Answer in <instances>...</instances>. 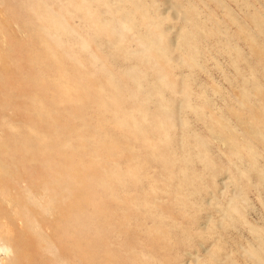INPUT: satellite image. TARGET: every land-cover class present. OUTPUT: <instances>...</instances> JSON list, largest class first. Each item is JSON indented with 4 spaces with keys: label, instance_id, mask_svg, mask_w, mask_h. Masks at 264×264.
I'll list each match as a JSON object with an SVG mask.
<instances>
[{
    "label": "rangeland",
    "instance_id": "obj_1",
    "mask_svg": "<svg viewBox=\"0 0 264 264\" xmlns=\"http://www.w3.org/2000/svg\"><path fill=\"white\" fill-rule=\"evenodd\" d=\"M0 248L264 264V0H0Z\"/></svg>",
    "mask_w": 264,
    "mask_h": 264
},
{
    "label": "bare ground",
    "instance_id": "obj_2",
    "mask_svg": "<svg viewBox=\"0 0 264 264\" xmlns=\"http://www.w3.org/2000/svg\"><path fill=\"white\" fill-rule=\"evenodd\" d=\"M2 247V246H1ZM4 249H5V251L8 249L7 247H3ZM0 250H2V248H0ZM5 251H4V253H5ZM9 251V250H8Z\"/></svg>",
    "mask_w": 264,
    "mask_h": 264
}]
</instances>
